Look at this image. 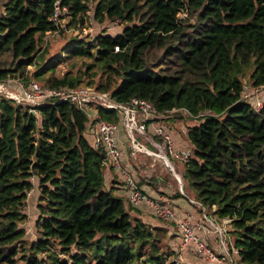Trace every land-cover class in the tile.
<instances>
[{
  "label": "trees",
  "instance_id": "trees-1",
  "mask_svg": "<svg viewBox=\"0 0 264 264\" xmlns=\"http://www.w3.org/2000/svg\"><path fill=\"white\" fill-rule=\"evenodd\" d=\"M56 2L69 26L83 25L90 10L97 23L124 26L71 38L52 61L44 39L59 29L51 19ZM64 59L73 67L54 75ZM6 77L87 86L116 103L145 99L159 116L185 111L198 120L187 131L188 160L172 157L192 195L184 193L229 220L225 244L237 251L235 264H264V99L255 109L243 96L246 87L264 86V0H0ZM36 110L0 95V264H181L161 252L166 229L131 215L105 188L109 164L86 138V112L58 101ZM95 110L120 121L116 109ZM33 176L41 203L36 236L26 239L20 224Z\"/></svg>",
  "mask_w": 264,
  "mask_h": 264
},
{
  "label": "built area",
  "instance_id": "built-area-1",
  "mask_svg": "<svg viewBox=\"0 0 264 264\" xmlns=\"http://www.w3.org/2000/svg\"><path fill=\"white\" fill-rule=\"evenodd\" d=\"M57 3L51 19L56 24H59L61 15L67 13V9L64 7L60 8ZM262 87L254 88L253 91L258 92ZM251 93L252 91L249 94ZM0 95L16 104L26 106L33 114H36L37 107L53 101L68 102L84 110L92 126L91 145L94 148H102L105 152L107 163L120 172L123 179L122 184L127 190L129 203L131 205L146 203L152 216L174 222L181 248L185 249L193 246V250L199 254L198 256L204 257L209 264H235L231 257L227 261L219 259L208 244L199 238L197 231H208L210 229L218 235L219 246L222 249L227 248L224 227L214 225L212 220H209L204 215V208L198 202L196 203L202 209L203 218L207 221L205 224L203 222L196 224L188 217L176 219L173 204L167 198L162 196L150 197L142 190L131 171L127 170L122 164L121 151L116 140L118 123L102 118L95 110V107L99 106L118 111L120 116L119 123L125 129L132 155L137 152L156 155L155 152L149 151L143 143L141 144L138 141L137 136H141L147 142L150 141L161 155L165 156V151L175 159L187 161L192 151L189 149L175 150L170 136L163 126H156L154 132L155 136L157 135L160 138V141H155L148 136L146 132L147 124L153 118L159 116L151 102L145 99L133 98L128 103H116L108 92L97 91L91 87H45L34 80L25 81L16 77H6L0 80ZM243 96H247L245 90ZM260 104L261 100L259 99L253 101L255 109H258ZM167 162L169 164L168 159ZM30 194L31 189L27 191L26 196L28 197ZM224 222H228V220L225 219ZM236 253L237 251L235 250Z\"/></svg>",
  "mask_w": 264,
  "mask_h": 264
},
{
  "label": "rangeland",
  "instance_id": "rangeland-1",
  "mask_svg": "<svg viewBox=\"0 0 264 264\" xmlns=\"http://www.w3.org/2000/svg\"><path fill=\"white\" fill-rule=\"evenodd\" d=\"M90 7L92 6V4H89ZM91 10L89 12V18L85 19V22L83 25H78V26H69V17L67 15H62L60 22H59V29L57 32L55 33H50L46 36L45 43V50L46 48L48 49L49 52H47V55H52L54 56V60L52 61H59L58 58V54L61 51V48L63 45H65L67 43V41L71 38H77V39H91L93 38L95 35H97L98 33L101 32H105L108 34H118L121 32L124 24H120L118 21H104L102 24L97 23L94 19H92V14H91ZM76 59V58H75ZM87 60H89V58H85ZM78 61V64L75 66H80L81 64V59H76ZM70 67H73L70 65V62L67 61V59H64L62 62H56L55 68L53 70V74L56 76H61L63 75V73H65L66 71L69 70ZM34 67H29V71H32ZM70 71L73 73L75 72L74 68L70 69ZM31 73V72H30ZM48 72L45 74L47 75ZM32 76V75H31ZM37 80V79H36ZM247 77L245 76L243 78V81H246ZM29 81V80H28ZM37 82L40 84L41 82L39 80H37ZM246 91L247 97L250 100V102L253 103V101L255 99H264V86L262 87L261 90H259L258 92L253 91V89H250L249 87H246L244 89ZM252 91L251 94H249ZM249 92V93H248ZM181 114H178L177 117L179 116V118H181L180 116ZM165 116V115H163ZM198 120H194V124L197 123ZM138 141H140V139H138ZM129 143V141H128ZM143 144H145L146 149H148L149 151L155 152L156 155H147L145 153H136V158L135 160H138L140 162V158H142L141 156H146L147 158L150 159L149 164L150 165V169H151V173H149V177L143 178L140 177L139 179H137V176H135L134 174V170L130 169V171L133 173L135 180L139 183V180H142L143 182H150L151 187L154 188V190H157L158 185L161 184V186L163 187H167V185H172V187H174L173 191L174 193L169 196L170 198H173L174 195H177V193H180V191H182V193L186 192L189 196L192 195V192L189 189H186L184 191V189L182 188V179H181V175H180V162L173 159L172 157H170V155H168L165 151V156L169 161V164L166 166L164 163V159L161 156L160 152L158 151L157 148H155L152 144H150V142H144ZM130 156H132V154H129ZM134 156V155H133ZM145 164V163H144ZM158 165L160 166V169L158 168ZM135 169L136 166H134ZM142 172H144V170H142ZM179 179L181 180L179 182ZM141 185V184H139ZM106 188V187H105ZM34 186L31 190V194L27 197V199L25 200V206H24V215L25 219L22 221V223L20 224L21 227L24 228L25 230V235H26V239H34L36 236V230H35V222L38 218V204H40V200H38V191L36 189H34ZM107 189V188H106ZM160 194H164L167 195V193H160ZM185 194V193H184ZM168 196V195H167ZM206 214H208V216H210V218L212 219L213 222H215L216 224L221 226V223L218 221V219H216L211 213L206 212ZM134 215V214H133ZM136 216V215H134ZM137 217V216H136ZM141 218V217H139ZM144 220L146 221V223H148V225H150L151 227H160L162 229H166V233H165V237L162 238L161 243L159 244L160 247H162L163 250H161V252H166L167 254L169 253L171 256V259H177V261H180L181 264L185 263L182 262L180 260V258H178V252L180 251V242L179 239L177 237V231H176V227L173 224V222L171 221H165V220H161L157 217L152 216L150 213L149 214H145ZM143 220V219H142ZM143 220V221H144ZM144 221V222H145ZM230 227L228 224L224 225V231H225V240H226V244L228 245V239H230L231 241V234L229 231ZM230 237V238H229ZM166 241V243H165ZM166 244L167 246V250H166ZM193 250V246L191 248ZM231 253V251H228ZM193 254L196 257L202 258L206 261V263L208 264V261L202 257V256H198L199 254L193 250ZM218 257H223L222 259H224L225 261L228 260V257L224 254V253H220L217 255ZM60 257H62V255H60ZM169 257V258H170ZM234 258V256H233ZM204 264V263H203Z\"/></svg>",
  "mask_w": 264,
  "mask_h": 264
},
{
  "label": "crops",
  "instance_id": "crops-1",
  "mask_svg": "<svg viewBox=\"0 0 264 264\" xmlns=\"http://www.w3.org/2000/svg\"><path fill=\"white\" fill-rule=\"evenodd\" d=\"M193 124H194V120L188 119V114L185 111H182L181 118L177 117V115H172V114L165 116L160 115L158 117L153 118L152 121H150L147 124L146 130L148 136L153 139V137L155 136L154 132L156 126L161 125L165 128L166 132L169 134L172 145L177 151H182L186 149L192 151L193 146L191 145V143L187 138V131L188 128ZM91 130H92V126L89 120L85 135L90 144H91V136H92ZM137 139H140L141 144L147 142V140H144L141 136H137ZM116 140L118 143V147L120 148L121 151V161L123 166L129 171L130 169H133L134 170L133 172L135 176H137V179H139L140 177L143 178L149 177L150 176L149 173L152 172L150 169L151 164H149L150 159L147 158L146 156H141L142 158H140V162H139L138 160H135L136 153L133 154L134 156L129 155L131 153L130 144L128 143L125 129L121 123H118ZM143 145L145 146V144ZM134 166H136L137 169H135ZM158 168L160 169L159 165ZM142 170H144V172H142ZM103 176H104L105 187L108 189L109 188L112 189L114 195L120 196L126 201L125 202L126 205L130 208V214L131 215L134 214L137 217H141V219L144 220V218L142 217H144L145 214L150 213L148 206L146 203H140L139 205H130L127 202L128 201L127 190L124 188L122 184L123 179L120 172L116 168L106 165L103 172ZM31 181L34 186V189L37 190L36 187L37 180L35 176L32 177ZM139 182H140L139 184H141L140 187L142 188V190L150 197H158V196L166 197L173 204V207L175 209L176 219L188 217L196 224L202 223L204 221L202 209L192 197H187L184 193H182V191H180L182 193L181 196L174 195L173 198H170L169 196H171L174 193L173 191L174 187H172V185H167V187H163L161 186V184H159L157 190H154V188L151 187V185H148L150 184L149 181L143 182L142 180H139ZM160 193H167L168 196ZM207 218L209 220H212L210 216ZM218 221L221 222V226L224 227L225 223L222 222V218L219 219ZM213 224L220 226L215 222H213ZM197 234L200 239H203L208 244V246L214 251L216 255L220 254L221 252L224 253L228 258H230V256L235 255V250H231L230 253L228 252L229 251L228 248L222 249L219 246L218 237L216 234L213 233L212 230L210 229H208V231L199 230L197 231ZM191 248L192 246H189L185 249L180 247V251L178 253L180 260L187 264H203V263L207 264L204 259L199 257L195 258L193 254V250ZM218 258L222 259L223 257H218Z\"/></svg>",
  "mask_w": 264,
  "mask_h": 264
},
{
  "label": "bare ground",
  "instance_id": "bare-ground-1",
  "mask_svg": "<svg viewBox=\"0 0 264 264\" xmlns=\"http://www.w3.org/2000/svg\"><path fill=\"white\" fill-rule=\"evenodd\" d=\"M160 157H162V158L164 159V163H165V165L167 166V165H168V162H167V159L165 158V156L162 154ZM31 190H32V188H31ZM26 199H27V196H26ZM204 211H205V209H204ZM205 216H206V217H209V216L206 214V212H205ZM225 219H227V218L222 219V222L225 223V225H226V224H229V220H228V219H227L228 222H224ZM203 220H204L203 223L205 224L207 221H206L204 218H203ZM220 223H221V222H220ZM174 224H175V223H174ZM214 234H216V233H214ZM216 235H217V234H216ZM217 237H218V235H217Z\"/></svg>",
  "mask_w": 264,
  "mask_h": 264
},
{
  "label": "water",
  "instance_id": "water-1",
  "mask_svg": "<svg viewBox=\"0 0 264 264\" xmlns=\"http://www.w3.org/2000/svg\"><path fill=\"white\" fill-rule=\"evenodd\" d=\"M181 180L179 179V182H180Z\"/></svg>",
  "mask_w": 264,
  "mask_h": 264
}]
</instances>
